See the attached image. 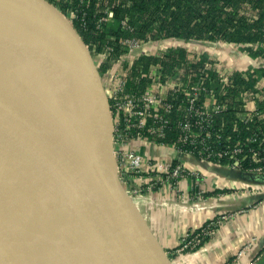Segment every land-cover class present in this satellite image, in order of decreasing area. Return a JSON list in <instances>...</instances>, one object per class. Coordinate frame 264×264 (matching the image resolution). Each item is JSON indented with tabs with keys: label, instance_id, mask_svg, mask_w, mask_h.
Returning a JSON list of instances; mask_svg holds the SVG:
<instances>
[{
	"label": "water",
	"instance_id": "obj_1",
	"mask_svg": "<svg viewBox=\"0 0 264 264\" xmlns=\"http://www.w3.org/2000/svg\"><path fill=\"white\" fill-rule=\"evenodd\" d=\"M0 21L30 51L47 95L44 104L27 85L0 74V110L37 120L48 143L55 184L43 213L55 232L70 238L60 222L67 194L94 221L97 246L111 264H173L120 177L118 120L98 57L46 0H0ZM5 182L12 192L28 195ZM14 241L1 238L0 244Z\"/></svg>",
	"mask_w": 264,
	"mask_h": 264
},
{
	"label": "trees",
	"instance_id": "obj_2",
	"mask_svg": "<svg viewBox=\"0 0 264 264\" xmlns=\"http://www.w3.org/2000/svg\"><path fill=\"white\" fill-rule=\"evenodd\" d=\"M46 1L59 8L89 51L103 57L102 71L116 70L132 82L133 92L144 91L152 82L146 76L150 65L159 66L167 78L180 74L189 76L190 82L201 81L204 90L197 96L198 106L210 101L223 107L210 125L214 131L220 129L217 147L239 144L246 149L253 145L244 147L245 136L258 126L264 132V120L255 128L237 123V116L245 113L244 104L251 100L249 94L264 114V0ZM157 42L163 50L155 56L148 47ZM130 43L142 44L149 54L139 57L136 49L123 59ZM200 43L235 47L244 53V59L231 71L217 69L215 58H208L205 52H190L191 46ZM177 135L172 131L166 142ZM249 158L241 164L242 170L261 165ZM220 162L231 165L233 161ZM226 191L214 190L203 196Z\"/></svg>",
	"mask_w": 264,
	"mask_h": 264
},
{
	"label": "built area",
	"instance_id": "obj_3",
	"mask_svg": "<svg viewBox=\"0 0 264 264\" xmlns=\"http://www.w3.org/2000/svg\"><path fill=\"white\" fill-rule=\"evenodd\" d=\"M139 46L138 43L128 44V51L122 58L126 59ZM158 47L160 42L148 48L156 50ZM148 51L144 48L141 52ZM143 55L146 54L141 53L140 56ZM97 57L102 64L103 57ZM146 76L152 82L144 91L135 93L132 82L117 75L116 70L106 72L118 120V170L134 202L152 205L154 202L150 197L164 190L172 197V203L160 202L159 207L170 204L180 211L198 210L206 203L202 193H199V199L194 200L188 194H192V188L182 194L178 186L180 183L190 186L195 179H199L203 166L264 174V132L257 124L264 120V114L254 101V95L249 94L251 100L244 104L245 113L237 116V123L251 124L254 128L258 126L245 136L247 145L244 147L253 146L244 149L236 144L219 148L216 144L220 142V129L214 131L210 125L223 107L210 101L198 106L197 96L204 90L201 81L190 82L189 76L182 77L180 74L167 78L157 65H150ZM172 131L178 133L177 138L166 142L167 135ZM151 147L165 153L161 156L145 155L144 150ZM216 147L218 149H214ZM248 157L261 165L242 170L241 164ZM227 158L233 161L231 165H222L220 160ZM208 234V228H202L181 236L175 251L178 258L173 264H188L185 255L199 249Z\"/></svg>",
	"mask_w": 264,
	"mask_h": 264
},
{
	"label": "bare ground",
	"instance_id": "obj_4",
	"mask_svg": "<svg viewBox=\"0 0 264 264\" xmlns=\"http://www.w3.org/2000/svg\"><path fill=\"white\" fill-rule=\"evenodd\" d=\"M8 40L0 38V74L27 85L47 104L30 51L22 41ZM4 142L8 143V154ZM48 149L37 120L0 110V213L4 214L0 239L16 238L12 243L0 244V264H111L97 246L94 221L67 194L62 199L60 222L69 239L57 234L43 213V201L51 197L55 184ZM7 178L28 195L12 192L5 182ZM73 238L84 243L73 242Z\"/></svg>",
	"mask_w": 264,
	"mask_h": 264
},
{
	"label": "crops",
	"instance_id": "obj_5",
	"mask_svg": "<svg viewBox=\"0 0 264 264\" xmlns=\"http://www.w3.org/2000/svg\"><path fill=\"white\" fill-rule=\"evenodd\" d=\"M9 27L0 21L3 39L14 38ZM144 153L161 156L165 152L151 147ZM200 172L201 177L190 186L180 183L178 191L185 194L192 188V194H188L194 200L199 199V193L227 191L203 196L206 203L198 210L173 209L172 197L164 190L150 197L152 205L135 202L162 248L173 251L185 233L208 228L202 246L185 255L188 264H264V174L209 166H203ZM169 201L168 206H158Z\"/></svg>",
	"mask_w": 264,
	"mask_h": 264
},
{
	"label": "rangeland",
	"instance_id": "obj_6",
	"mask_svg": "<svg viewBox=\"0 0 264 264\" xmlns=\"http://www.w3.org/2000/svg\"><path fill=\"white\" fill-rule=\"evenodd\" d=\"M53 7L57 10V12L60 11L59 8H57L56 6L53 5ZM4 33L5 32H0V38L2 41H8L6 39H3V38H5ZM3 43H6V42H3ZM0 44H2V42H0ZM9 46H10L16 60L20 61L19 57L15 53L14 47L11 44H9ZM138 46H139V43H138ZM191 47L192 48L190 49V52H194V53H192V55L196 54L198 52H205L206 54H208V58H215L216 67H217V69H220V70L223 69V70L231 71L230 70L231 68H233V67L235 68L236 66H240L239 63L241 61H243V59H244V57L242 56V55H244V53L240 52V50H238L235 47L224 45L221 43H211V44L210 43H200L199 45H195V46H191ZM144 48H145V46L142 48V44H140V46L136 49L141 52V51H144ZM137 50L134 51L135 55H137V56H140L141 53L146 54V55L149 54V51L139 53ZM162 50L163 49L161 47H158L156 50L154 49V50H151L150 52L154 55L157 53V55H158L160 52H162ZM190 57H192V56H190ZM125 60H127V59H125ZM124 63H126V62H124ZM19 64L21 65L20 62H19ZM146 220H147V218H146ZM152 231H153V229H152ZM153 233H154V231H153ZM179 241H180V239L177 242L178 245H179ZM174 250H176V248ZM174 250L173 251H172V249L170 251L165 250V252L168 253L169 258H171L172 263H173V261H175L178 258L177 254H175Z\"/></svg>",
	"mask_w": 264,
	"mask_h": 264
}]
</instances>
